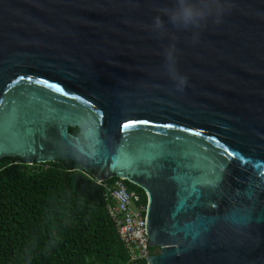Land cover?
Returning a JSON list of instances; mask_svg holds the SVG:
<instances>
[{"label":"water","instance_id":"obj_1","mask_svg":"<svg viewBox=\"0 0 264 264\" xmlns=\"http://www.w3.org/2000/svg\"><path fill=\"white\" fill-rule=\"evenodd\" d=\"M172 2L0 0V161L141 189L146 264H264V0L155 32Z\"/></svg>","mask_w":264,"mask_h":264},{"label":"trees","instance_id":"obj_2","mask_svg":"<svg viewBox=\"0 0 264 264\" xmlns=\"http://www.w3.org/2000/svg\"><path fill=\"white\" fill-rule=\"evenodd\" d=\"M69 132L76 135L77 128ZM121 181L146 208L144 192L117 178L97 183L75 161H0V264H146L120 240L106 186ZM153 251L154 248H150ZM155 250V249H154ZM152 255V254H151Z\"/></svg>","mask_w":264,"mask_h":264},{"label":"clouds","instance_id":"obj_3","mask_svg":"<svg viewBox=\"0 0 264 264\" xmlns=\"http://www.w3.org/2000/svg\"><path fill=\"white\" fill-rule=\"evenodd\" d=\"M226 11L225 0H173L171 7L160 9L153 17L152 29L157 33L165 32L169 25L175 29H199L209 21L219 22ZM164 58L170 77L182 89L187 78L175 71L172 46L165 50Z\"/></svg>","mask_w":264,"mask_h":264},{"label":"built area","instance_id":"obj_4","mask_svg":"<svg viewBox=\"0 0 264 264\" xmlns=\"http://www.w3.org/2000/svg\"><path fill=\"white\" fill-rule=\"evenodd\" d=\"M106 196L114 203L109 210L116 220L120 240L127 249L132 262L157 254L158 248L151 251L146 237V208L139 204V196L129 191L121 181L106 186Z\"/></svg>","mask_w":264,"mask_h":264},{"label":"snow or ice","instance_id":"obj_5","mask_svg":"<svg viewBox=\"0 0 264 264\" xmlns=\"http://www.w3.org/2000/svg\"><path fill=\"white\" fill-rule=\"evenodd\" d=\"M134 123H135V122L125 123L124 125H122V127H123V128H128V127L133 126ZM145 123H147V122H145Z\"/></svg>","mask_w":264,"mask_h":264},{"label":"rangeland","instance_id":"obj_6","mask_svg":"<svg viewBox=\"0 0 264 264\" xmlns=\"http://www.w3.org/2000/svg\"><path fill=\"white\" fill-rule=\"evenodd\" d=\"M153 252H155V250L153 249Z\"/></svg>","mask_w":264,"mask_h":264}]
</instances>
